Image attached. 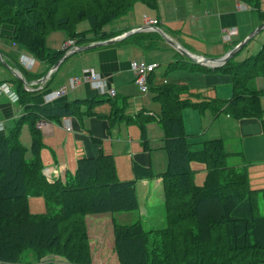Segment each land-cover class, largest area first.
Listing matches in <instances>:
<instances>
[{
	"label": "trees",
	"instance_id": "obj_1",
	"mask_svg": "<svg viewBox=\"0 0 264 264\" xmlns=\"http://www.w3.org/2000/svg\"><path fill=\"white\" fill-rule=\"evenodd\" d=\"M242 1H250V11L260 23L264 22L259 0ZM62 3L64 13L60 15L57 7ZM136 3L156 8V0H0V24L12 28V44L52 66L65 50L52 51L46 47L45 39L50 33L63 31L79 45L106 40L109 35L105 27L128 14ZM83 21L88 23V28L78 31L77 25ZM240 52L213 70L231 77L233 95L228 100L191 103L180 99L178 89L172 85H164L157 92L156 101L161 109L156 119L163 131L167 167L161 176L166 227L155 232L146 231L139 218L128 224L115 221V213L136 211L138 203L134 180H118L111 155L100 153L95 158H80L74 174H67L64 180L44 176L41 133L36 123L43 119L58 124L65 116H77L76 105L80 102L58 108H33L17 121L8 135H0V264H43L49 260L47 256L55 255L72 263L91 264L87 233V218L91 216H111L106 233L112 237L119 264H151L147 257V248L152 243L149 233L160 239L173 237L164 244L166 249L170 245L171 251L161 264H179L175 260L170 262L175 257L171 244L176 238L180 240L179 255L185 260L192 257L185 264L264 263V214L259 208L264 190H251L244 169L228 167L232 154L223 140L190 143L183 125V110L194 107L209 109L213 117L223 113L234 119L258 118L264 132L260 93L248 86L251 79L264 75V47L243 61H235ZM249 62L251 68L243 69ZM241 69L242 76L238 72ZM14 82L19 103L23 105L26 94L21 84L15 79ZM120 118H124L121 110L112 103L111 120ZM151 119L142 112L132 119L139 128L144 149H148L145 126ZM25 122L32 138L29 159L17 140L20 126ZM191 162L204 166L202 185L194 182ZM133 171L136 178L152 176L148 168L137 164ZM30 196L43 199V213L30 212Z\"/></svg>",
	"mask_w": 264,
	"mask_h": 264
},
{
	"label": "crops",
	"instance_id": "obj_2",
	"mask_svg": "<svg viewBox=\"0 0 264 264\" xmlns=\"http://www.w3.org/2000/svg\"><path fill=\"white\" fill-rule=\"evenodd\" d=\"M166 1L156 0L155 9H150L143 5L149 13L145 14L144 12L146 11L143 10L142 16L147 15L151 19H157L159 28L183 48L196 55L221 56L229 50L231 43L240 41L260 24V20L257 19L258 22L253 26L247 25L245 29L239 23L240 12L245 10L237 9L238 0H219L216 2V9L208 5L207 12L204 13L206 16L202 18L196 17V21L199 22L200 26L212 27L214 25L217 29L216 36H220L219 40L211 39V44H209L207 43L208 40H204L205 36L207 39L217 38L211 33L210 29L205 34L194 33L195 31L191 33L187 30L190 35H184V9L183 11L181 10L184 2H180L182 0H171L172 5L170 3V9H168ZM141 26H144L143 17L142 19H133L131 24L123 25L122 23L110 26L105 28V32L109 34L110 31L120 32L121 30L126 31ZM239 28L244 31L242 35H240ZM230 29H233L236 33L231 37V42H227L223 39V33ZM11 30L12 28L7 25L2 27L0 53L5 64L11 70H21V76L26 82H29V86L25 89L21 85V89L26 94V102L23 105L19 103V100L18 102H12L5 97L0 98V121L3 122L5 128L0 135H8L17 121L32 111L33 108H58L74 102H80L77 116H65L58 124L43 119L36 123L41 124L39 127L42 140L40 160L44 170L49 169L51 171V176L48 177L46 175L50 179H55L56 177L61 179L65 178L67 174H74L77 161L82 157L95 158L100 153H104L113 157L119 181L134 180L136 195L139 194L137 195V203H146L149 200L151 185H153L151 183H154V188H160L163 192L161 176L167 167V163L165 161V164L161 165L158 170L155 169L149 145L148 149H144L141 139L138 146L126 144L127 141L131 140L123 135L122 129L129 126V121L135 119V116L140 112L144 116L152 118L149 122L157 123L156 116L159 115L161 108L156 101V95L158 90L164 85L175 86V89H178L177 92L180 94V99H187L191 103L206 102L213 99L225 101L233 95L231 77L222 71H213L221 67L208 68L199 66L166 44L160 36L150 34L151 32H142L121 42L69 56L58 65L56 70L42 85H36L34 82L44 76L50 64L46 61L36 60L30 69L24 68L19 63V55L31 56V54L12 44L10 40ZM147 34H150L149 37H147ZM191 34H202L200 41L203 40V43H201L203 45L201 47L194 45L193 41H191L192 39H189V36L193 37ZM102 40L105 39L92 42ZM68 41L69 39L63 31H55L46 37L45 44L52 51H60ZM72 41L75 45H79L74 40ZM50 42H53V44ZM237 57L235 61H243L247 58L240 60ZM137 58L145 59L156 65L153 73L148 78V92L144 93L149 95V105L145 104V97L142 96L143 94L139 92L134 84V75L129 67V62ZM84 69H92L97 73L106 83V86L115 91V96L110 97L98 94L88 83L82 82L73 89L69 88L65 95L51 101L46 100V95L49 92L56 91L60 86L67 84L70 78L81 76ZM0 84L9 85L19 97L13 76L4 68L1 62ZM248 86L260 93V105L264 112V75H258L251 79L248 82ZM91 100L97 102L93 103ZM112 103L117 105L124 118L111 120ZM87 107L90 109L87 110ZM185 109H193L199 113L198 125L195 129L191 126L186 128V119L183 123L185 133L190 136V142L198 144L203 142V138L205 141L223 140L226 150L231 154L234 153L235 157L232 160L236 163L235 167L239 170L244 169L249 188L253 191L264 190V132L261 120L254 117L234 119L223 113L213 117L209 109L197 110L194 107H186ZM202 119H205L204 124ZM193 136H198V138L195 139ZM17 140L26 151L31 148L32 138L27 122L20 126ZM30 154L29 150L27 152L29 158L31 157ZM123 162L124 172L121 169L119 170ZM134 164L148 168L152 176L149 178H136L133 171ZM200 167H203L202 169L204 170V166ZM193 169L197 170V168ZM202 179L204 181L205 171L204 176L199 177L198 180L201 181ZM202 183L196 185H202ZM33 203L34 208L39 207L37 201ZM152 209L149 205L147 207L145 205L144 210ZM29 210L31 212L30 208ZM126 215L133 216L132 219H129V222L138 217L141 218L139 211H131L115 213L114 219L115 221L124 219ZM110 217L107 219H111Z\"/></svg>",
	"mask_w": 264,
	"mask_h": 264
},
{
	"label": "rangeland",
	"instance_id": "obj_3",
	"mask_svg": "<svg viewBox=\"0 0 264 264\" xmlns=\"http://www.w3.org/2000/svg\"><path fill=\"white\" fill-rule=\"evenodd\" d=\"M217 1H219V0H182V1H180V2H184V6H182V9H181L182 11L184 9V35L189 34V32L187 30H189L191 33L193 31H195L194 33L199 32V33L205 34V32L207 33L208 29H210L212 31L211 33L216 36L217 29L214 25H212V27H208L206 25L200 26L199 22L196 21V17L202 18L203 16H206V15H204V13L207 12V9H208L207 6L208 5L211 7H215V9H216V2ZM175 2H177V1H175ZM170 3L172 5L171 0L166 1V4H167L166 6L168 9H170ZM259 5H260V10H262L264 12V0H259ZM244 6H246L247 10L240 12L241 14L239 15V23H240V25H243V27L246 29L247 25L253 26L256 22H258V20H257L258 18L256 17L254 12L250 11V9H251L250 8V1L245 3V1L238 0L237 9L243 10L242 8H244ZM63 7H64L63 3H62V5L60 4V6L58 5V7H57L59 10L58 14L61 15L64 13ZM143 10L146 11V12H144L145 14L149 13V11L145 8V6H143V4L136 3L133 6L132 10H130L128 12V14H126V15L122 16L121 18L117 19L116 21L112 22L110 25L106 26L105 28H108V27L113 26V25H120L122 23H123V25L127 24V23L131 24L133 19H137V18L142 19L143 14H141V13ZM195 12H198V13H195ZM145 16H147V15H145ZM147 18L151 19L148 16H147ZM143 21H144V19H143ZM203 21L207 22L206 20H203ZM3 24L4 23L0 24V34L1 35H2V27L6 26V24H4V25ZM158 25H159V22L154 27H158ZM179 25H180V23H179ZM144 26H145V24H144ZM174 26L176 27V25H174ZM87 28H88V23L86 21L80 22L77 25V30H80V31L86 30ZM239 29H240V35H242V33H244V31L241 28H239ZM232 30L233 29L226 30V32L223 33V39L225 41L231 42V37L236 33L235 31L233 33ZM126 31H128V30H126ZM126 31H122V30L120 32L119 31H114V32L110 31L108 34L109 35L108 39L117 37V36L125 33ZM191 35L193 37L191 38L189 36V39L190 40L192 39L191 41H193V44L198 46V47H201V45H203V44H201V43H203V40L200 41L202 34H191ZM216 37H217L216 39L213 37L210 39H207L205 36L204 40H208L207 43L211 44L210 43L211 39L215 40V41L219 40L220 36H216ZM102 41H104V40H102ZM50 43L53 44V42H50ZM204 43H205V41H204ZM238 43H239V41L237 42V44ZM248 44L249 45H246L242 49V51L239 54V57H237L238 59L242 60L248 56L255 55L258 51H260L261 48L264 47V29H262ZM9 45H11V43H9ZM82 45H85V44H82ZM49 46H51V45H49ZM74 46H75V44H74ZM234 46H235V43H231V45L229 46L228 49H231ZM30 57H33V56L31 55ZM205 57H212V56H205ZM139 59H141V58H139ZM251 66H252L251 62H249L247 67H245V68L243 67V69L248 70L249 68H251ZM243 69L238 71L241 74V76L244 73ZM17 71L19 72V74H21V70H17ZM19 92L21 93V89ZM141 94H143L142 96L145 97V99H144L145 104L147 103V105H149V101H150L149 95L144 94V93H141ZM184 94H186V93H184ZM179 96H180V94H179ZM46 100H47V96H46ZM76 106L78 108L80 107L78 105H76ZM72 108L73 107H71V109ZM89 109L90 108L87 107V110H89ZM198 114L199 113L193 109L183 110V122L186 119V125H185L186 128L191 126L193 129H195L197 127L198 116H199ZM204 120L202 119L203 124H204ZM130 123H131V125H130ZM128 124H129V126L124 127L122 129L123 135L125 137H128V139L131 140L129 142L127 141L126 144H128V145L132 144V146H138L139 140H140V131H139L138 127L135 124H133L132 121H129ZM145 131H146V138L148 140L149 149L151 150L152 162L154 164V168L158 170L161 165L165 164V161L167 163L166 154L162 148V130L156 122L151 121V122H148L146 124ZM19 136H20V134H19ZM193 137L195 139L198 138V136H193ZM121 139H122V136H121ZM203 141H205L204 138H203ZM190 143H195V142L191 141ZM29 150L31 152V148ZM29 150L26 151V149H25V153H26L25 157H26L27 152ZM233 154L228 159V167H230V169L232 168V170L236 169L235 168L236 163H234V161L232 160L235 157ZM26 158H29V155H27ZM190 164H191V167L197 168V170H195V174H194V182L196 184L202 183L203 179L201 181L198 179H199V177L204 176V170L202 169L203 167H200L203 165L200 163H197V162H191ZM123 165H124V162L120 165L119 170L121 169L124 172ZM61 179H64V177ZM151 184H153V185H151L149 200L146 203H142V202L138 203L139 209H137L136 211L137 212L139 211V213L141 215V218H139V217L138 218L142 221L145 230L146 231L151 230V231L155 232L156 230L165 227V224H166L165 213H166V211H165L164 199H163L164 192H162V190H160V188H157V189L154 188V183H151ZM162 186H163V182H162ZM135 192H136V189H135ZM137 195H139V194H137ZM137 195H136V197H137ZM137 200H138V198H137ZM35 201H37L39 203V207H37V208H34L33 202H35ZM28 202H29V208L31 209V212L33 211L32 213L40 214V213H43L45 211V204H44V201L41 197L30 196V197H28ZM145 205H146V207H147V205H149L153 209L148 210V211L144 210ZM259 208H260L261 213L264 214V201L260 202ZM132 214H135V213H132ZM130 218L132 219L133 216L132 215H126L124 217V219H120V220L116 219V220L122 224H128L132 221V220H130V222H129ZM87 219H88L87 222L89 223L87 233H88V239H89L88 246L90 247L89 248V254L91 257V259H90L91 264H119L117 257L115 256V251H114V247H113L114 243H113V240L111 239L112 237H110V235L108 233H106V232H108L106 230V227L110 225L109 219L105 218V216H102V217L101 216H98V217L91 216L90 218H87ZM177 237H179V236H177ZM148 238H149V241H151L152 243H151L150 248L149 247H148L149 249L147 248V251H148L147 257H149L151 264H161V262L163 260H167L166 256H165L166 253L168 254V252L171 251V246L169 245L168 249H166V246L164 244L166 243V241L171 242L173 237H171V238L165 237L164 239H162V238L160 239L156 235H152L151 233H149ZM159 239H160V242H159ZM157 242H159V243L157 244ZM178 243H180V240L178 238H176L175 240H173V242L171 244V245L174 244V250L173 251L175 252V257L172 258V260L170 262L173 263L175 260L179 264H185L184 263L185 261H187V263L192 261V257L185 260L184 257L179 255L180 252H177L178 251L177 250L178 249L177 248ZM164 256H165V258H164ZM47 259H49V260L44 261L43 264H76V263H72L70 261H67L65 258H63L61 256H57V255L47 256ZM24 262H26V261H23L22 263H24ZM215 264H219V262L218 263L216 262Z\"/></svg>",
	"mask_w": 264,
	"mask_h": 264
},
{
	"label": "water",
	"instance_id": "obj_4",
	"mask_svg": "<svg viewBox=\"0 0 264 264\" xmlns=\"http://www.w3.org/2000/svg\"><path fill=\"white\" fill-rule=\"evenodd\" d=\"M264 29V22L260 23L258 26H256L253 30H251L243 39L239 41L238 44H236L231 49L227 50L223 55L218 57H205L201 55H196L190 53L186 48H183L180 44H178L173 38L168 36L161 28L159 27H150V26H141L135 29H131L126 31L125 33L111 38L104 41H97V42H91L89 44L85 45H75L67 50H65L64 54L52 65L49 67L47 72L42 76L40 79L36 80L34 83L36 85H42L45 80L56 70L58 65L67 57L73 56L76 54H79L84 51H88L95 48H100L103 46L111 45L113 43L124 41L125 39L129 38L130 36L142 32H153L158 34L162 40L174 48L178 53L189 59L191 62L199 65L204 66L208 68H216L221 67L224 64H226L230 59H232L238 52H240L248 43L262 30ZM0 62L6 68L10 74L13 76L15 80H17L25 89L27 86H29V82H26L21 74H19L16 70H11L4 62L2 54L0 53Z\"/></svg>",
	"mask_w": 264,
	"mask_h": 264
},
{
	"label": "built area",
	"instance_id": "obj_5",
	"mask_svg": "<svg viewBox=\"0 0 264 264\" xmlns=\"http://www.w3.org/2000/svg\"><path fill=\"white\" fill-rule=\"evenodd\" d=\"M243 10H247L246 6L242 8ZM145 26H156L158 24V20L156 19H148L147 16H143ZM234 33V30H232ZM231 32V31H230ZM232 33V34H233ZM73 41L69 40L64 47L73 46ZM20 63L26 69H30L33 63V59L27 58L23 55L19 58ZM130 70L134 75V84L137 86L138 90L141 93L148 92V78L153 73L156 65L154 63H150L145 59H133L129 62ZM85 82L90 85L98 94L108 95L110 97L115 96V91L112 88H108L106 83L99 77L97 73H95L92 69H84L82 75L79 77L70 78L67 84L60 86L56 91L50 92L47 94V101H51L55 98L63 96L68 88H75L80 83ZM5 97L12 102H18L19 98L16 92L7 84H0V98ZM40 123L37 124L39 129ZM4 131L3 122L0 121V133ZM44 174L47 176L51 175V171L49 169L44 170Z\"/></svg>",
	"mask_w": 264,
	"mask_h": 264
}]
</instances>
